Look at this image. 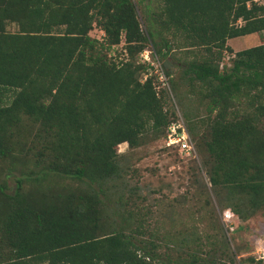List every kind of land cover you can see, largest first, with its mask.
Masks as SVG:
<instances>
[{
	"label": "trees",
	"instance_id": "16d2710c",
	"mask_svg": "<svg viewBox=\"0 0 264 264\" xmlns=\"http://www.w3.org/2000/svg\"><path fill=\"white\" fill-rule=\"evenodd\" d=\"M162 1L145 35L133 0H0V162L18 173L12 192L0 182V264H264L238 256L224 233L167 243L146 228L125 179L119 145L177 121L154 76L140 79L148 65L138 55L157 35L165 56L174 43L162 32L183 33L203 49L180 66L205 101L186 128L202 130L208 181L224 189L222 211L264 212V42L227 43L264 31V2ZM94 24L104 41L89 34ZM122 38L126 57L114 58ZM224 51L231 63L220 67ZM21 113L46 140L31 158L9 141Z\"/></svg>",
	"mask_w": 264,
	"mask_h": 264
},
{
	"label": "rangeland",
	"instance_id": "374dc122",
	"mask_svg": "<svg viewBox=\"0 0 264 264\" xmlns=\"http://www.w3.org/2000/svg\"><path fill=\"white\" fill-rule=\"evenodd\" d=\"M259 1L264 2V0ZM133 2L137 8L142 30L147 35L154 17L162 10L163 1L133 0ZM9 29L15 28L9 26ZM89 34L101 41L105 39L104 31L97 24L92 26ZM162 36L174 43L173 50L167 52L165 56L158 52L162 41L157 35L147 42L144 49L151 50L163 69L169 72V75L166 74V84L162 85L154 80V87L157 92L161 89L166 90L168 94L166 107L174 112L171 118H176L175 125L179 129L177 126L168 129L167 126L159 134L150 131L143 137L140 145L132 148L127 142H123L118 149L121 164L127 168L125 179L130 186L136 188L139 194L137 202L142 206L143 212H146L144 215L146 228L167 243L185 240L186 248L197 245L198 239L203 241L207 237L218 238L224 233L230 246L239 249L238 256L257 257V249H264V212L255 211L245 220L234 213L232 219L222 218V209L226 203L224 189L218 191L208 181L207 165L204 163L208 151L200 137L202 130L200 127H195L188 133L186 128L188 117H199L205 112V101L199 98L197 86L193 87L190 84L197 85V82H190L187 75L182 74L180 65L190 57H198L203 49L201 46L186 47L187 42L183 41V33L172 36L171 31L164 30ZM263 42L264 31L238 35L227 40L234 50ZM109 53L114 58L125 59L123 38L109 50ZM138 57V61L141 62L140 53ZM230 57L231 52L224 51L220 67L229 65ZM149 71L153 77V70L150 68L140 73V79H143L144 74ZM20 116L18 124L9 128V141L17 149V153L22 152L26 157L31 158L32 152L41 149L46 140L39 136L37 122L26 114L21 113ZM191 120L195 119L191 118ZM177 130L181 131V134L178 135ZM168 135L175 141L184 137L188 147L185 148L182 142L168 144ZM6 167V163L0 162V182L5 180L6 191L12 192L18 173L16 170L6 173ZM162 249L164 246L160 251Z\"/></svg>",
	"mask_w": 264,
	"mask_h": 264
},
{
	"label": "built area",
	"instance_id": "2783aa9c",
	"mask_svg": "<svg viewBox=\"0 0 264 264\" xmlns=\"http://www.w3.org/2000/svg\"><path fill=\"white\" fill-rule=\"evenodd\" d=\"M140 56H141V62L147 64L149 70H150V68L153 70L154 80L157 81V82H160L162 85L166 84V80H167L166 77L167 76H166V74L164 72V69H163L162 65L159 63L156 55L152 54L151 50L143 49L140 52ZM149 75H152L151 71H149L148 73H145L144 74V78L141 79V80H144ZM172 126H177V125H175V123H172V125L170 124L168 126V129H170ZM177 128L179 129L178 126H177ZM176 133L179 135V134H181V131L177 130ZM169 135H168V140H169L168 144L174 145V143L182 142L184 144L185 148L188 147V143L186 142L184 137H182V139L181 138L178 139V141H175ZM177 146L179 147L180 145L178 144ZM234 216L235 215L233 214V212L230 211L229 209H225L222 212V218L224 220L232 219ZM257 257L258 258H264V249L263 250L261 248L257 249Z\"/></svg>",
	"mask_w": 264,
	"mask_h": 264
},
{
	"label": "crops",
	"instance_id": "0c3cea01",
	"mask_svg": "<svg viewBox=\"0 0 264 264\" xmlns=\"http://www.w3.org/2000/svg\"><path fill=\"white\" fill-rule=\"evenodd\" d=\"M253 33V32H252ZM248 34H251V33H248ZM232 38V37H231ZM231 38H228V40L230 39L231 40Z\"/></svg>",
	"mask_w": 264,
	"mask_h": 264
}]
</instances>
